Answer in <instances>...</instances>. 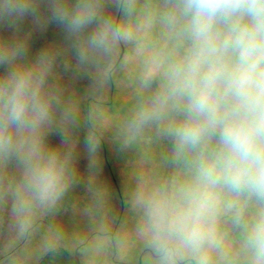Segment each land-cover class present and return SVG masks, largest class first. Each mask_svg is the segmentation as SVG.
<instances>
[{"label": "clouds", "instance_id": "obj_1", "mask_svg": "<svg viewBox=\"0 0 264 264\" xmlns=\"http://www.w3.org/2000/svg\"><path fill=\"white\" fill-rule=\"evenodd\" d=\"M127 46L135 98L106 129L74 85L107 88ZM106 139L167 146L168 174L137 167L127 193L153 264H264V0H0V230L27 238L80 186L86 216L111 213Z\"/></svg>", "mask_w": 264, "mask_h": 264}, {"label": "rangeland", "instance_id": "obj_2", "mask_svg": "<svg viewBox=\"0 0 264 264\" xmlns=\"http://www.w3.org/2000/svg\"><path fill=\"white\" fill-rule=\"evenodd\" d=\"M148 0H138L143 6ZM154 2V0H153ZM58 39L55 27H50L47 36L36 40V47L54 43ZM147 40L164 42L155 33ZM140 58L132 46L122 50L120 63L112 72L111 84L95 94H88V81H78L74 87L83 105L95 104L98 120L106 129L115 128L135 98V74ZM146 153L147 162L141 164L140 155ZM165 144L146 143L127 154L114 151L110 139L105 140L102 151V174L100 182L110 192L112 212L103 218L92 219L83 212L88 203V194L83 186L76 188L67 197L64 207L56 214L40 217L27 238L16 239L7 230H0V264H35L46 252V245L62 234L64 242L75 246L82 264H153L152 257L129 234L131 224L127 206V193L132 182V172L137 167L166 176L168 169L164 160ZM81 161V167H83Z\"/></svg>", "mask_w": 264, "mask_h": 264}, {"label": "water", "instance_id": "obj_3", "mask_svg": "<svg viewBox=\"0 0 264 264\" xmlns=\"http://www.w3.org/2000/svg\"><path fill=\"white\" fill-rule=\"evenodd\" d=\"M35 264H82L78 252L70 255L67 249H62L58 254L52 251L45 252Z\"/></svg>", "mask_w": 264, "mask_h": 264}, {"label": "flooded vegetation", "instance_id": "obj_4", "mask_svg": "<svg viewBox=\"0 0 264 264\" xmlns=\"http://www.w3.org/2000/svg\"><path fill=\"white\" fill-rule=\"evenodd\" d=\"M75 251H77V250H75ZM79 256V255H78ZM41 258V257H40Z\"/></svg>", "mask_w": 264, "mask_h": 264}]
</instances>
